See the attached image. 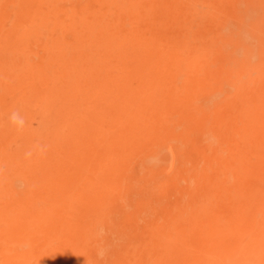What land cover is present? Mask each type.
Instances as JSON below:
<instances>
[{
  "label": "rangeland",
  "instance_id": "1",
  "mask_svg": "<svg viewBox=\"0 0 264 264\" xmlns=\"http://www.w3.org/2000/svg\"><path fill=\"white\" fill-rule=\"evenodd\" d=\"M249 2L0 0V252L12 246L17 254L31 252L26 261L16 257L19 264H52L46 231L36 227L27 239H16L10 222H33L37 215L45 220L42 213L57 218L54 206L65 193L66 197L73 191L67 197L72 201L77 193L96 187L108 177L114 186L102 224L109 240L116 243L107 254L97 250L96 242L90 243L83 254L85 264H117L119 242L132 239L136 233L140 241L130 258L134 264H264V207L206 210L203 214L189 211L186 220L193 218L202 228L181 238L175 256L168 255L171 244L166 232L180 214L172 211L182 207L190 194L198 197L205 193L204 188L189 191L188 167L215 164L217 145H237L227 133H220L216 147L212 144L209 148L203 124L208 120L213 129L234 130L243 124L240 116L245 103L258 105V118L264 115V0L259 12L261 37L250 35L245 41L246 48L255 49L249 71H224L226 52L234 54L236 43L232 49L222 50L217 44L215 51L205 56L203 66L187 70L188 77L181 83L183 99L203 100L210 110L188 123L193 138L186 144L187 138L175 133L183 147L180 165H173L168 156L155 169L142 170L143 156L157 146L150 140L139 149V158L117 167L116 160L103 151L107 140L99 121L104 104L99 99L102 87L96 73L108 74L103 68L105 60L100 58L90 66L92 69L81 72L75 67L80 53L97 39L190 33L196 50L223 24L242 28L239 11ZM114 27L117 31L113 33ZM261 150L262 167L258 172L255 167L249 184L255 187V196L264 198ZM24 156L31 157L32 163L24 165ZM80 217L78 212L75 218ZM66 240L61 234L53 242L59 246Z\"/></svg>",
  "mask_w": 264,
  "mask_h": 264
},
{
  "label": "bare ground",
  "instance_id": "2",
  "mask_svg": "<svg viewBox=\"0 0 264 264\" xmlns=\"http://www.w3.org/2000/svg\"><path fill=\"white\" fill-rule=\"evenodd\" d=\"M261 1L250 0L240 8L239 13L243 15L242 28L235 29L234 24L229 22L223 24L216 35L208 34L206 42L197 46L196 50L192 48L190 33L178 37L169 33L162 37L131 36L129 39L114 38L107 41L97 39L90 43L86 51L80 53V61L75 64L80 72L92 69L90 66L96 65L100 58L101 62H107L103 63V68L108 70V74L101 76L96 73L102 87L99 99L104 104L99 121L103 128L102 136L107 140L102 144L106 146L103 151L116 160L117 167L139 158V149L150 140L157 146L143 156L140 166L142 170L155 169L154 166L168 156L173 165H180L183 147L179 145L180 138L175 133L184 135L187 138L186 144L193 138V128L188 129V123L195 122L197 114L202 115L204 111L210 110V105L203 100L192 101L189 96L183 99L181 83L188 77L187 73L191 68L204 65L205 56L208 52L215 51L217 44L221 50L232 49L234 43L237 44L234 54L228 55L231 50L226 52L225 72L231 74L251 69L250 57L255 49L246 48L245 41L250 35L256 39L261 37L258 32ZM202 7L200 4L199 10ZM112 31L116 32V27ZM221 41L223 42L220 43ZM257 107L258 105L245 103L240 116L243 124L234 130L221 127L213 129L208 120L203 124L204 141L209 148H212V144L216 147L220 133H227L237 145H217L219 147L215 151V164L209 162L202 167H188V172L191 173L189 191L204 188L205 193L198 197L190 194L182 207L172 211L180 214H177L174 223L170 220L169 225L172 224L166 231L171 244L167 249L168 255H177L181 238L195 234L202 228L201 222L193 218L186 220L189 211L203 214L206 210L264 207V198L255 196V187L249 184L254 171L257 169L258 172L259 167H262L259 150L264 149V115L257 117ZM21 160L24 165L33 161L28 156ZM163 167L167 169L166 165ZM110 180L105 177L97 182L98 185H94L96 187L77 193L72 201L67 200V197H71L73 191L67 192L66 197L65 193L58 205L54 206L58 212L57 218L42 213L45 220H39L37 215L33 222L22 219L10 222L15 238L27 239L36 227L43 228L47 233V253L53 259L52 264H85L83 254L93 242L97 243L100 253L107 254L116 243L115 239L109 240L102 224L106 221L104 217L107 216L111 203V186L114 184ZM221 188L223 191L218 192ZM78 212L81 217L75 218ZM109 224L111 225L110 222ZM61 234L67 240L57 246L53 241L60 239ZM139 241L136 233L132 239L127 237L119 242L117 264H134L130 262V258L135 255ZM185 244L191 247V243ZM16 249L12 246L5 247L0 252V264L3 261V264H19L16 257L25 261L30 258L29 250L17 254ZM166 261V258L163 259L164 263Z\"/></svg>",
  "mask_w": 264,
  "mask_h": 264
}]
</instances>
